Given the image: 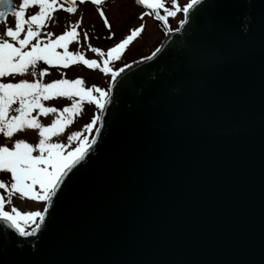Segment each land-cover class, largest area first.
I'll list each match as a JSON object with an SVG mask.
<instances>
[{
  "label": "water",
  "instance_id": "water-1",
  "mask_svg": "<svg viewBox=\"0 0 264 264\" xmlns=\"http://www.w3.org/2000/svg\"><path fill=\"white\" fill-rule=\"evenodd\" d=\"M260 2L202 0L119 75L41 229L0 221V264H264Z\"/></svg>",
  "mask_w": 264,
  "mask_h": 264
},
{
  "label": "snow or ice",
  "instance_id": "snow-or-ice-1",
  "mask_svg": "<svg viewBox=\"0 0 264 264\" xmlns=\"http://www.w3.org/2000/svg\"><path fill=\"white\" fill-rule=\"evenodd\" d=\"M85 2L86 0H22L17 7L13 0H0V19L5 18L8 13L15 17L14 27L5 26L0 33V78L14 77L17 74H30L34 77L32 80L19 79L16 82L0 80V134L6 141L25 129L37 130L38 134V142L35 144L23 138L15 139L11 146L7 143L0 144V176L10 174L9 180L0 179V189L6 194L0 195V221L22 237L33 236L41 229L58 189L75 166L84 160L86 153L91 151L97 140L96 135H82L79 130L67 134V142L53 141L52 138L65 133L66 127L73 123V118L81 113L85 102L95 104L100 110L108 102V93L104 89L95 85L85 87L80 77L71 80L54 79L45 83L42 78L48 73V68L41 67V62L45 66L63 68L79 62L90 69L111 73L115 79L117 71L122 69L114 71L110 66L111 62L119 60L126 46L145 28L141 23L131 29L129 35L109 47L106 53L89 45L91 52L99 54L100 62L97 59H86L81 52L68 50L70 42H79L77 26L80 20L59 35L54 36L51 31H43L54 9L65 8L67 5L66 11L75 13L77 3ZM90 2L97 7L99 15L105 17L101 8L104 0ZM135 3L148 10L141 12L139 18L154 16L155 19L165 22L167 28V18L175 17L177 12L184 14L185 19H181L179 24L185 25L190 10L201 5L202 0H187L182 7L177 0H170V6L166 0H135ZM31 5H38L39 10L25 18V10ZM259 7V20H264V0H261ZM192 19L195 23V16ZM104 24L108 26L106 18ZM175 31L179 32L180 28ZM88 39L85 33L84 40ZM128 67V64L124 65V68ZM55 97L69 98L71 103L60 109L42 103ZM47 114H54L55 118L44 124L38 117ZM99 120L98 115H93L91 122L83 125V131L94 130L99 133L100 127L94 128ZM73 141L75 146L69 148ZM16 194L21 199L43 202V210H19L12 205V197ZM6 205L12 206L6 210Z\"/></svg>",
  "mask_w": 264,
  "mask_h": 264
},
{
  "label": "rangeland",
  "instance_id": "rangeland-1",
  "mask_svg": "<svg viewBox=\"0 0 264 264\" xmlns=\"http://www.w3.org/2000/svg\"><path fill=\"white\" fill-rule=\"evenodd\" d=\"M22 2V0H21ZM166 3L170 6V0H166ZM179 6L187 3V0H177ZM77 11L75 13H69L66 9H54L51 18L47 21V27L43 29L44 32L51 31L54 36L61 34L70 26L74 25L77 20H80V24L77 26L78 40L69 43L68 50L72 52L79 51L86 59H97L100 62V56L97 53L91 52L89 45L92 47H98L103 52L109 47L114 46L115 43L119 42L124 36L130 33L131 29L138 27L141 23L145 25L142 33L138 35L133 41L130 42L128 46L123 50L121 58L119 60L111 62L110 66L117 71V76L120 72H124L131 65H136L140 62L141 57H150L153 53L157 52V49L161 48L163 42L168 39L169 33L177 32L175 29L180 28L181 25L179 21L185 19L182 12H177L175 17L167 18V28L165 27V22L155 19L154 16H145L143 19L139 18L141 12L148 11L141 5H137L135 0H106L104 4L101 5L102 10L105 13V17H101L94 5L85 4L80 6L76 5ZM39 10L38 5H31L25 10V18L27 15L35 14ZM108 20V26L104 24V19ZM15 17L13 15L8 17V20L0 23V33L3 32L5 26L14 27ZM171 29V31H169ZM87 33L89 39L84 40V34ZM54 38V37H53ZM58 51H63V49H58ZM128 64V68H124L123 65ZM41 67H47L48 73L42 78L45 83L50 82L54 79H76L80 77L84 81L85 87H90L95 85L96 87L102 88L110 96V87L112 84L113 77L111 73H104L100 69H90L86 65L77 62L74 65H69L67 68L62 66H45L41 62ZM63 74V76L61 75ZM116 76V77H117ZM19 79L32 80L30 74L16 76H8L0 78L3 82H16ZM45 106H54L58 109L71 103V100L66 97H55L48 101H42ZM35 114V110L33 112ZM93 115H98L102 117V112L98 109L95 104L85 102L82 106L81 113L73 118V123L66 127L65 133L57 137H53V141L67 142L66 135L71 131H82V135L95 134V131L87 132L83 131V125L85 123L91 122ZM55 118L54 114L41 115L38 119L42 123L48 124L52 119ZM100 120L94 125L99 127ZM23 138L27 142L35 144L38 142L37 130L25 129L23 132H18L14 134L11 139L6 141V138L0 134V144L7 143L8 146L12 145L15 139ZM89 143L91 140L89 139ZM75 146V141H73L69 148ZM35 154V153H34ZM0 179L9 180L10 174H3ZM0 195H6L3 189H0ZM12 205L16 206L19 210H43V202H36L28 200L27 198L21 199L19 194L12 197ZM12 205H6V210Z\"/></svg>",
  "mask_w": 264,
  "mask_h": 264
}]
</instances>
